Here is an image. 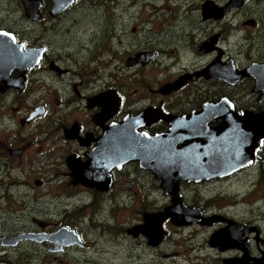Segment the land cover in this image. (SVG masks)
Instances as JSON below:
<instances>
[{"label":"flooded vegetation","instance_id":"flooded-vegetation-1","mask_svg":"<svg viewBox=\"0 0 264 264\" xmlns=\"http://www.w3.org/2000/svg\"><path fill=\"white\" fill-rule=\"evenodd\" d=\"M83 1L85 0H73L63 9L55 11V0H0V4L3 6L0 10V32L5 33L3 39L0 40V106L4 109V112L0 114V170H27L26 166L36 163H40L44 167L56 168V170L65 169L63 172H56L55 175L66 176L67 184L74 191V196L82 199L91 196L92 198L110 200L118 204L119 211L126 210V206H120L122 203H130L134 198H138L139 193L150 192L152 187H155L150 184L147 189L146 186L141 189L139 184V176L145 172H150L155 178V182L159 183L163 190V195L167 198V201L164 202L165 210L172 205L173 195L165 190L163 179L158 177L153 169L142 167L138 160L129 159L120 165H116L111 170L109 176L111 182L106 190H102V187H90L84 184L81 180L83 168L86 165L92 167L99 165L102 161V145L108 135L112 138H115L118 133L122 135L121 130L108 132L107 129L111 125L122 124L125 119L142 117L143 119L135 120L137 131L147 137H159L170 130L171 122L201 112L205 102L217 101L223 96L230 97V94L236 89V84L225 83L229 93L225 91V94L219 98L213 99L211 97L214 94L213 91L204 97L201 85L196 89L197 83L194 80L197 79L200 82L206 80L210 87H215V79L203 75L204 70L210 65H208L209 61L200 68L182 69L172 81L167 83L144 82L102 85V40L98 41L94 47L90 46L88 42L76 34L75 27L79 22H73L75 9L82 11L88 7V4L83 3ZM249 1L243 0L240 5L227 4L228 9L224 19H204L203 15L202 18L213 23H242L253 19V22H257L255 27H258V22H260L264 31V11L258 18L256 13H248ZM251 1L255 2L256 0ZM262 1L264 0H259V3ZM30 2H33V7L30 6ZM26 4L29 6V10H27ZM203 4H201V10ZM224 4L226 3L221 5ZM242 25H238V30L246 26L243 23ZM131 32L137 34V28L133 27ZM216 33H220V40L215 47L222 49L220 45L224 37L222 29L213 33L212 36ZM124 35L128 36L126 33ZM261 37V40L264 39V34ZM210 38H206L198 50L212 59L218 55V51L206 52L202 48ZM7 47H12L14 50H7ZM148 51H154L155 60H157L158 50L152 45L142 48V43H139L135 49L127 48L124 54L129 58L137 53ZM222 51L225 54L223 49ZM2 52H5L9 59L4 60V57L1 56ZM258 53H264V46ZM230 59L235 61L233 58H225L223 55L218 62L225 64ZM254 63H264V58L252 61L249 58L247 65L241 68L236 65V62L231 66L235 71L241 72ZM206 65L208 66L204 68ZM217 72L231 81L234 78L232 73L224 72L222 69H218ZM240 84L242 85L237 88L238 91L241 90L242 86L247 90H252L250 97L255 98L257 102H262L261 106H264V94L258 93L257 90L253 91L257 84L255 77L243 76L237 85ZM103 98L111 101V107L103 103ZM230 98L236 105L237 101L232 97ZM242 104L245 105L244 101ZM106 116L109 117L106 118ZM216 124L217 121H214L212 126ZM130 135H135L134 130H131ZM136 142L142 144L143 150L149 149V142L144 140ZM130 143L133 142L129 140L124 142V144ZM20 161L22 162L21 165H19ZM245 171L247 169L219 180L231 179ZM7 175L11 174L8 173ZM214 181L217 180L199 183L179 182L178 188L183 204L193 208L198 213L197 220H192L193 222L181 220L183 217L181 213H176L175 218L169 216L163 218V211L159 209L161 206L145 209L144 205V208L137 210L138 217L143 216V220L149 215L160 217L157 222V229L161 237L158 240L164 238L166 231L163 227L164 223L183 224L189 228L194 224L208 226L218 221L235 220L236 225L245 230L243 235L239 231L237 238L243 241V248H247H245L246 250L237 248L229 250L238 254L231 260H215H222L223 264H264V237L261 224L244 218L236 221V219L228 217L227 212V214L212 213L213 215L208 217L207 207L208 205H216L214 199L217 196L199 201V203H194L193 200L192 205L187 203L189 200L183 191V186H203ZM18 183L24 184L22 181H18ZM36 184L43 187L47 181L42 177L37 179ZM65 186L67 187V185ZM244 198L240 193L235 197L240 202ZM141 199L144 200L143 196ZM147 200L152 204H158L161 201L159 198H151L150 196ZM194 204L201 206L195 207ZM218 209H222V207ZM218 209L211 212H216ZM259 209L264 212V208ZM55 213L58 214L59 211H55ZM241 217H244V213L241 214ZM56 219L53 217V220L45 219L42 221V219L34 217V223L31 226L22 228L18 233L15 231L17 233L15 237L23 233H31L37 237L35 244L38 246L48 245L46 250L54 254L56 261L49 260L45 256L44 260L47 264L73 261L74 248L77 247L76 245L58 247L49 239L53 234L63 229L76 231L87 244L83 228L80 226L79 229L76 228L73 225V219L66 222L62 219L59 223L55 221ZM129 230L130 228L127 229V232ZM258 232L260 236L257 237L256 233ZM133 237L138 236L134 235ZM22 240L26 241V239ZM211 240H209V244L214 248ZM147 242L148 245H151L154 241L149 237ZM23 243L16 245L21 246ZM6 246L1 241L0 248L8 250L9 247ZM198 249L205 248L200 247ZM64 254L68 255L65 256ZM173 255L175 254L168 256L173 257ZM4 256L0 257V264H5ZM42 256L44 257V255ZM36 260V258L28 259L31 263ZM198 260L200 264H217L208 259L200 258Z\"/></svg>","mask_w":264,"mask_h":264},{"label":"rangeland","instance_id":"rangeland-1","mask_svg":"<svg viewBox=\"0 0 264 264\" xmlns=\"http://www.w3.org/2000/svg\"><path fill=\"white\" fill-rule=\"evenodd\" d=\"M205 1L85 0L83 3L88 4V7L82 11L75 9L73 22H79L75 27L76 34L90 46L94 47L102 40V85L167 83L172 81L182 69L200 68L209 61L208 65L212 64L215 58L217 59V55L211 59L198 49L206 38L209 39L210 35L221 29L224 37L220 45L225 52L224 57L233 58L238 67L246 66L249 58L250 61L264 58V53H258L264 46V39L261 40V35L264 34L262 23L260 25L258 22V27L244 26L238 30V25L243 26L241 22L213 23L204 20L201 4ZM214 1L221 4L226 0ZM2 7L0 4V10ZM262 11H264V1L262 3H259V0L249 1L248 13H256L258 18ZM133 27L137 28V34L131 32ZM139 43H142V48L152 45L158 50L157 60L154 58L148 65L127 67L128 57L124 52L127 48L135 49ZM252 46L254 47L251 49ZM255 74L260 75L259 72ZM214 79L215 87H210L206 80L200 82L195 79L197 83L195 88L198 89L201 85L204 97L213 91L211 97L219 98L225 94V91L228 92L226 84L229 82L217 77ZM251 93L252 90L242 86L237 94L230 97L241 104L244 101L245 105H261L262 102L250 97ZM249 99L253 103H249L251 102ZM3 112L4 109L0 106V114ZM213 122L210 123L211 126ZM261 154L253 167L231 179L219 180L213 174L216 178L202 181H217L203 186H183V191L189 200L187 203L192 205L193 200L194 203H199L217 196L214 199L216 205L207 207L208 217L212 216V213H228L227 216L236 221L240 218L252 220L261 224L264 237V212L259 209L264 208V147ZM21 164L20 161L19 165ZM26 167L27 170H0V243L5 235L14 236L22 228L31 226L34 217L42 221L53 220V217H56L57 223L62 219L65 222L73 219L76 228L79 229V226L83 228L87 242L78 245L72 236L62 234L59 238L64 242L63 246L77 247L74 248L73 261L61 264H200L198 260L200 258L223 264V259L231 260L232 257L238 256L235 251H229L237 248L235 244H238L230 238H227L229 240L227 243L222 244L224 247L228 246L225 250H221L218 246L213 248L209 244L212 235L220 228L229 226L228 220L232 219H227L225 222L218 221L208 226L194 224L189 228L183 224L164 223L163 227L166 230L164 238L158 240V236L161 237L157 229L160 217L149 215L143 220V216L138 217L137 211L144 208V205L145 209L161 206L159 208L161 211H164L166 206L164 202L167 198L150 172L139 176V184L141 189L144 186L147 189L150 184L155 187H152L150 192L139 193L138 198H134L130 203H122L120 206H126V210L119 211L118 204L113 201L91 196L84 199L74 196V191L67 184L66 176L55 175L56 172L60 173L65 169L56 170V168L44 167L40 163ZM8 173L11 175H7ZM42 177L46 179L47 184L39 187L36 181ZM238 193L245 196L241 202L235 199ZM149 196L159 198L161 201L152 204L147 200ZM219 207L222 209H218ZM217 209L218 211L211 212ZM55 211L59 213L56 214ZM243 213L244 217H241ZM197 214L190 212L185 220H182L190 223L192 220H197ZM212 229L216 230L212 231ZM239 231L245 232L244 229ZM134 235L138 237H133ZM148 236L154 241L151 245H148ZM256 236H260V233H256ZM34 242L24 241L17 247L7 245L8 250L0 248V257L6 255L3 257L5 264H32L28 258L33 253L37 255L34 257L37 259L34 264H47L44 260L45 256L49 260L56 261L54 254L46 250L47 244L38 246ZM239 244L243 246L242 241ZM200 247L205 249H198ZM170 254L175 255L169 257Z\"/></svg>","mask_w":264,"mask_h":264},{"label":"water","instance_id":"water-1","mask_svg":"<svg viewBox=\"0 0 264 264\" xmlns=\"http://www.w3.org/2000/svg\"><path fill=\"white\" fill-rule=\"evenodd\" d=\"M70 2H73V0H55L54 10L59 11ZM242 2L243 0H231L229 4L240 5ZM30 6L33 7V2H30ZM26 7L27 10H29V6L27 4ZM227 9L228 5L219 7L213 1H207L203 4V17L204 19H223L226 15ZM246 24L255 26L256 22L250 20L249 22H246ZM2 33L3 32H0V40L3 39L2 36L5 34ZM219 37V34L214 35L209 42L204 43L202 48H204L206 52L216 49L215 45L217 44ZM6 49L13 50L10 47H7ZM220 53L221 54L218 55L217 59L204 70V76L217 77L225 80L226 82L237 84L241 77L253 76L251 73H254L253 70H256L260 73V75L257 74L256 76L258 78L257 86L264 85V82H262L264 81V63L259 64V66L258 64H255L245 71H235V78L231 81L217 72L216 67L219 65L218 63H220L218 60H220L222 56V52ZM1 56L4 57V60L9 59L5 52H2ZM154 56L155 53L153 51L141 52L136 54L135 57L128 58L127 65L135 66L138 63L146 65L154 59ZM226 66L230 67L231 65L226 64ZM256 89H258V87L254 88V91H256ZM103 101L106 106L111 107V101L109 99L103 98ZM198 114H201V117L200 119H197V123L199 124V130L197 132H190L185 128L175 127L172 131L164 134V137L159 139L161 142L165 141V144L162 143L165 147L162 153L143 151L135 145H133L131 150H128L123 148L120 144H117L115 142L116 139L108 135L102 145V161H100L97 167L86 165L83 168V175L81 176L82 182L90 187H102V190H106L111 182L109 177L111 170L116 165L124 163L127 159L138 160L142 167L153 169L158 177L163 179V186L165 190L173 195V204L169 208H166V210L162 213L163 218L168 216L175 218L176 213L178 212L182 214V219L185 220L187 217L186 215L190 212H195V210L193 208L186 207L183 204L180 198V190L178 188L179 182L182 180L201 181L203 179L216 178L213 174H215L218 178L225 177L246 166L252 165L258 156L261 140L264 139V111L255 112L245 110L241 114L236 110L234 104L228 98H222L217 103H206L203 110ZM107 117L109 116H106V118ZM186 118L189 120L190 116ZM212 120H219L220 123L216 127H211L210 122ZM129 121L130 119H126L123 124L110 126L111 128L108 127L107 130L109 132L119 131V127H122L124 124L126 126H130ZM193 123L195 122L193 121ZM227 129L230 131L232 136H238L241 138L250 137V139L248 141L242 139L237 142L221 140V142H219L220 147H217L216 141L218 135L221 134L225 137L223 131ZM184 137L186 139L181 141ZM108 138H111V141ZM187 145L188 147H185ZM152 147H156V143L152 144ZM201 148H203V153L207 154L206 157L200 155L199 150ZM181 150H186V152H188L183 154ZM195 152L199 153V157ZM96 168L100 171L101 176L99 174H94ZM151 216L153 217L155 215H150V217ZM228 222L231 225L225 229L217 231L212 236L211 242L214 246H218L221 250H225L228 246L224 247L222 244L227 243L229 241L227 238H230L232 241L238 243L235 244L237 248L246 250L243 246H241V244H239L241 241L237 238L239 233L238 229H240V227L232 220H229ZM68 231L71 234L74 233L75 238L73 239L75 243L83 245L80 236L68 229H63L49 239L57 245H64V242H60L61 239L59 237ZM22 239L37 240V237L31 233H23L17 237L6 236L3 240V244L16 245Z\"/></svg>","mask_w":264,"mask_h":264},{"label":"bare ground","instance_id":"bare-ground-1","mask_svg":"<svg viewBox=\"0 0 264 264\" xmlns=\"http://www.w3.org/2000/svg\"><path fill=\"white\" fill-rule=\"evenodd\" d=\"M262 82H264V81H262ZM263 87V89H264V85L262 86ZM187 131V130H186ZM223 133H224V135H225V137L223 136V135H221V134H219L218 135V137H217V141H216V144H217V147H220V145H219V142H221V140H226V141H234V142H237V141H241L242 139L243 140H249L250 139V137L249 138H241V137H238V136H232L231 135V133H230V131L227 129V130H224L223 131ZM115 142L117 143V144H120L121 146H123V148H125V149H128V150H131L132 148H133V145H134V143L136 142V141H142V140H137V138L135 137V136H131V135H126V136H121L120 135V133H118V134H116V136H115ZM186 138L184 137V138H182V140L181 141H184ZM126 140H129V141H131V142H133V143H130V144H124V142L126 141ZM165 142V141H164ZM164 142H161L160 140H158L157 141V143H156V147H152V145H151V143H148V146H149V149L148 148H146V149H144V150H146V151H151V152H153V153H162L163 151H164V149H165V147L163 146V144L162 143H164ZM165 144V143H164ZM139 145V147L142 149V144H138ZM185 147H188V145L187 146H185ZM184 147V148H185ZM177 149V148H176ZM182 151V153L184 154H186L187 152H186V150H181ZM185 151V152H184ZM196 153V152H195ZM199 153H200V155H202V156H204V157H206L207 156V154L206 153H203V148H201L200 150H199ZM199 153L197 152L196 153V155L199 157ZM213 153V152H212ZM110 163V162H109Z\"/></svg>","mask_w":264,"mask_h":264},{"label":"trees","instance_id":"trees-1","mask_svg":"<svg viewBox=\"0 0 264 264\" xmlns=\"http://www.w3.org/2000/svg\"><path fill=\"white\" fill-rule=\"evenodd\" d=\"M235 88H236L235 91H233V93L230 94V96H231V95H235V94H237V92H239V91L237 90V88H239V85L236 86ZM236 105H237V106H236L237 109H239V110H244V109H252V110H257V111L264 110V107H262L261 105H258V106L243 105V104H241V103H239V102H236ZM263 147H264V145H262L261 152H262V150H263ZM261 152H260V155H259V159H260V156H262ZM260 161H261V160H260ZM34 257H35V256H34V253H33V254L30 255L29 258L34 259ZM29 258H28V259H29ZM32 264H34V263H32Z\"/></svg>","mask_w":264,"mask_h":264}]
</instances>
